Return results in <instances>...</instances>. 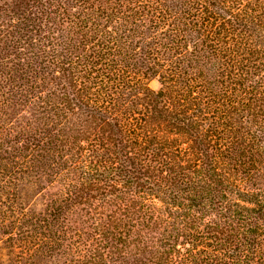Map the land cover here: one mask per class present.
Here are the masks:
<instances>
[{"label":"trees","instance_id":"16d2710c","mask_svg":"<svg viewBox=\"0 0 264 264\" xmlns=\"http://www.w3.org/2000/svg\"><path fill=\"white\" fill-rule=\"evenodd\" d=\"M0 233L17 264H264V0H0Z\"/></svg>","mask_w":264,"mask_h":264},{"label":"rangeland","instance_id":"374dc122","mask_svg":"<svg viewBox=\"0 0 264 264\" xmlns=\"http://www.w3.org/2000/svg\"><path fill=\"white\" fill-rule=\"evenodd\" d=\"M151 86L154 88L158 87V84L156 81H153L151 83ZM51 191L48 190L47 193H50ZM46 194V192L44 193ZM46 196V195H45ZM28 198L26 197L24 199V202L26 201L27 203ZM45 201L42 199V196H38L35 200V203L32 205V208L40 210L41 208L44 207ZM7 239L6 236H3L0 233V264H17L15 261V254L14 252L11 251L10 246L8 247V243L4 242V240Z\"/></svg>","mask_w":264,"mask_h":264}]
</instances>
